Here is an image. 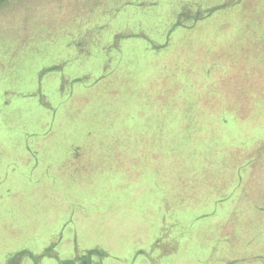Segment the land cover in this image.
<instances>
[{
	"label": "rangeland",
	"instance_id": "obj_1",
	"mask_svg": "<svg viewBox=\"0 0 264 264\" xmlns=\"http://www.w3.org/2000/svg\"><path fill=\"white\" fill-rule=\"evenodd\" d=\"M0 264H264V0H0Z\"/></svg>",
	"mask_w": 264,
	"mask_h": 264
}]
</instances>
